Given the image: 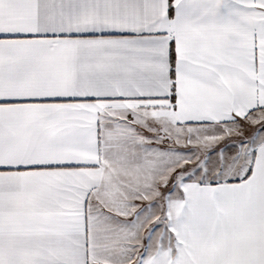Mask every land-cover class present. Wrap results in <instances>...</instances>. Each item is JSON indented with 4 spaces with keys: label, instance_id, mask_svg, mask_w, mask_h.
<instances>
[{
    "label": "snow or ice",
    "instance_id": "6c2138e0",
    "mask_svg": "<svg viewBox=\"0 0 264 264\" xmlns=\"http://www.w3.org/2000/svg\"><path fill=\"white\" fill-rule=\"evenodd\" d=\"M0 264H264V0H0Z\"/></svg>",
    "mask_w": 264,
    "mask_h": 264
}]
</instances>
